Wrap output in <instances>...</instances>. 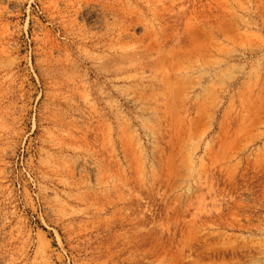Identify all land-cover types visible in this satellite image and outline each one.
Segmentation results:
<instances>
[{"label":"rangeland","instance_id":"374dc122","mask_svg":"<svg viewBox=\"0 0 264 264\" xmlns=\"http://www.w3.org/2000/svg\"><path fill=\"white\" fill-rule=\"evenodd\" d=\"M0 264H264V0H0Z\"/></svg>","mask_w":264,"mask_h":264}]
</instances>
